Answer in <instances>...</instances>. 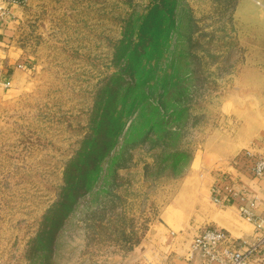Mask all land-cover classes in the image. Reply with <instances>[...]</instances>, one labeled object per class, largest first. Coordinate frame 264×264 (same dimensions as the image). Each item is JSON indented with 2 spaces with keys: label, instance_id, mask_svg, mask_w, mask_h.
<instances>
[{
  "label": "rangeland",
  "instance_id": "374dc122",
  "mask_svg": "<svg viewBox=\"0 0 264 264\" xmlns=\"http://www.w3.org/2000/svg\"><path fill=\"white\" fill-rule=\"evenodd\" d=\"M262 14L258 0H26L28 65L0 94V264H154L158 227L206 226L201 151L255 127Z\"/></svg>",
  "mask_w": 264,
  "mask_h": 264
},
{
  "label": "crops",
  "instance_id": "0c3cea01",
  "mask_svg": "<svg viewBox=\"0 0 264 264\" xmlns=\"http://www.w3.org/2000/svg\"><path fill=\"white\" fill-rule=\"evenodd\" d=\"M263 9L262 19L264 23V0H258ZM242 4V2H241ZM23 5L12 4L6 0H0V69L2 77L0 79V94L4 96H15L14 91L18 90L22 81L20 69L24 70L28 65V60L22 55L23 48L17 43V27L22 20ZM22 65L21 66H19ZM254 76L247 78L249 110L253 109L255 117L254 128H240L236 146L227 150H221L217 142V136H209L206 145L201 151L204 158L202 166L209 168L204 181L205 207L200 209V221L210 226H217L225 229L233 238L237 240L252 241L254 236V226L251 222L243 219L237 212L235 204H219L211 200L210 185L213 181L212 168L220 165L224 170H230L228 165L230 158L240 148L248 146L253 140L259 138L264 142V72L256 69ZM250 121H252L250 119ZM253 139V137H255ZM253 139V140H251ZM248 143V144H247ZM206 161V162H205ZM209 161H211L209 163ZM241 183L249 188L250 194L257 199L255 212L264 218V178H252L242 176ZM192 238V237H191ZM186 236V232L175 234L173 231L158 227L150 239L156 254H153L154 264H201V260L194 256L189 257V250L192 239ZM191 260V261H190ZM249 264H264V250L253 254Z\"/></svg>",
  "mask_w": 264,
  "mask_h": 264
},
{
  "label": "built area",
  "instance_id": "2783aa9c",
  "mask_svg": "<svg viewBox=\"0 0 264 264\" xmlns=\"http://www.w3.org/2000/svg\"><path fill=\"white\" fill-rule=\"evenodd\" d=\"M23 5L26 0H6ZM22 67V65L19 64ZM2 70L0 69V79ZM232 169L217 168L210 185L211 200L219 204H235L238 214L254 226L251 242L233 238L225 229L206 225L193 236L189 257L197 256L201 264H249L253 254L264 250V218L255 212L257 199L241 183L242 176L264 178V142L257 138L237 151L229 160Z\"/></svg>",
  "mask_w": 264,
  "mask_h": 264
},
{
  "label": "trees",
  "instance_id": "16d2710c",
  "mask_svg": "<svg viewBox=\"0 0 264 264\" xmlns=\"http://www.w3.org/2000/svg\"><path fill=\"white\" fill-rule=\"evenodd\" d=\"M155 44V43H154Z\"/></svg>",
  "mask_w": 264,
  "mask_h": 264
}]
</instances>
